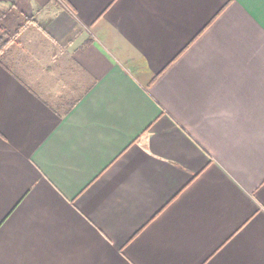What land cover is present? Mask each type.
Returning <instances> with one entry per match:
<instances>
[{
	"label": "crops",
	"instance_id": "obj_1",
	"mask_svg": "<svg viewBox=\"0 0 264 264\" xmlns=\"http://www.w3.org/2000/svg\"><path fill=\"white\" fill-rule=\"evenodd\" d=\"M0 264H264V0L0 1Z\"/></svg>",
	"mask_w": 264,
	"mask_h": 264
},
{
	"label": "trees",
	"instance_id": "obj_2",
	"mask_svg": "<svg viewBox=\"0 0 264 264\" xmlns=\"http://www.w3.org/2000/svg\"><path fill=\"white\" fill-rule=\"evenodd\" d=\"M21 28L18 29V31L16 32V34H18L20 32Z\"/></svg>",
	"mask_w": 264,
	"mask_h": 264
},
{
	"label": "built area",
	"instance_id": "obj_3",
	"mask_svg": "<svg viewBox=\"0 0 264 264\" xmlns=\"http://www.w3.org/2000/svg\"><path fill=\"white\" fill-rule=\"evenodd\" d=\"M0 1H2V0H0Z\"/></svg>",
	"mask_w": 264,
	"mask_h": 264
}]
</instances>
